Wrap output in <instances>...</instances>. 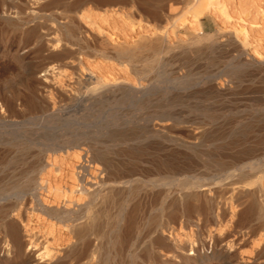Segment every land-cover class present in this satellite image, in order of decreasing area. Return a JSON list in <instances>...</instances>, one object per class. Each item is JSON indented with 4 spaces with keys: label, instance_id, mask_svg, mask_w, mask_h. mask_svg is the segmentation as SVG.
Returning <instances> with one entry per match:
<instances>
[{
    "label": "rangeland",
    "instance_id": "rangeland-1",
    "mask_svg": "<svg viewBox=\"0 0 264 264\" xmlns=\"http://www.w3.org/2000/svg\"><path fill=\"white\" fill-rule=\"evenodd\" d=\"M72 1L0 0V95L8 97L20 91L25 102L18 100L11 108L0 107V188L14 184L28 187L23 199L12 196L0 201L21 209L19 229L24 243L21 253H17L9 237L0 233V258L3 260L6 253L12 261L9 264H23L26 252L42 262L48 258L44 253L49 246L48 250L63 256V262L56 264L76 261L78 250L64 256L72 235L55 218L49 219L37 210L35 200L46 206L74 207L72 201L79 194L70 193L77 183L73 172L81 173V166L86 165L87 171L82 173L85 180L93 183L97 178L99 188L106 194L94 201L81 219L92 218L85 239L98 247L94 264H164L155 256L164 252L157 245L163 225L173 229L180 239L182 231L177 229L187 224L186 232H192L189 239L207 241L208 234L199 237L196 224L216 227L212 214L215 216L219 206L229 202L230 180L253 181L264 174V0H224L230 10L226 7V15L219 9L205 13L198 22L202 34L189 25L195 0H89L80 8V13L87 14L85 20L73 19ZM71 19L85 31L77 32L78 36L98 30L99 44L105 39L109 45L98 46L90 39L88 49L83 41L67 34L64 26L57 27L58 23L67 25ZM174 22L180 24L175 32ZM153 24L166 26L173 49L156 56L140 49L133 61L119 58L111 50L134 48L147 38L154 39L150 29ZM242 27L247 34H241ZM234 28L241 30L236 34ZM29 29L35 34L31 38L24 33ZM203 34L211 36L177 46L179 40L187 43ZM52 46L59 48L52 50ZM79 53L90 63H86L90 70L105 76L107 83H118L111 96L92 108H73L67 98L76 89L84 90L66 85L71 79L66 66L69 55ZM28 70H36L37 76L48 70L52 85H61L68 94H52L47 108L30 106L25 85ZM248 152L252 153L250 157L246 156ZM96 157L99 162L94 161ZM216 158L224 163L240 158V162L227 170L215 162L219 160ZM39 165L41 169L37 171ZM228 171H234L235 176L225 178ZM194 181L206 188L200 189L212 188L203 200L205 209L201 212L193 210L192 204L180 203L181 198L187 199L185 195ZM34 186L36 197L32 198ZM86 201L84 198L79 203ZM130 211L138 225L126 246L120 248L115 243L116 227L122 217L129 218ZM242 216L228 238L246 234L252 228L262 231L261 215ZM251 244L242 246L243 254ZM81 256L82 261L88 257ZM256 264H264V251Z\"/></svg>",
    "mask_w": 264,
    "mask_h": 264
},
{
    "label": "bare ground",
    "instance_id": "bare-ground-1",
    "mask_svg": "<svg viewBox=\"0 0 264 264\" xmlns=\"http://www.w3.org/2000/svg\"><path fill=\"white\" fill-rule=\"evenodd\" d=\"M86 1L89 2V0H73L71 2L70 7H72L71 9L74 11L73 19L75 17H78L80 20H83V19L85 20V17H86L87 14L86 15H83L84 13L83 14L80 13V8L83 5V3H85ZM195 1H196V3H194L193 6L190 8L193 19L189 20V25H190V28L191 27L194 28V29L197 28L196 30H198V33L199 34H202V32L200 31V29H198L199 28L198 27V22L200 21V18L205 13H207L209 11L211 12V11H213V9H219V10L223 11L225 13V15L227 13L226 12V7H228V6H226L227 5L226 2L228 0L227 1H224V0H195ZM91 2H92V0H91ZM98 2H96V3H98ZM115 2L116 1H114V3ZM149 3L150 2H148V4ZM64 4H67V3L66 2H63V5ZM135 6H137L136 7V10L140 11L139 9H141V8L140 7L138 8V5H135ZM157 6L155 5L156 8H159ZM142 8L144 9L145 7H142ZM130 9H132V8H130ZM259 9H260V7H259ZM229 10H230V8H229ZM256 10H258V9H256ZM146 11L147 10H145L144 12H146ZM214 14H215V12H214ZM145 15H146V13H145ZM157 15H159V14H157ZM107 16H108V14H107ZM184 16L181 18L182 19L181 20L182 22L184 21L183 19H185ZM92 17H91V19H92ZM94 17H95V15H94ZM107 18H109V17H107ZM158 18H159V16H158ZM224 18H225V16H224ZM155 19H156V17H155ZM181 21H178L177 20V22H181ZM103 22H105V21H103ZM115 22H116V20H115ZM120 24H122V23H120ZM149 24H150V22H149ZM151 24H152V22H151ZM154 24L152 26L153 28H150V29H152L151 34H154L155 35V38L154 39L147 38V39L141 41L140 44L137 45L134 48H129L128 49V48H124V47H111V50L119 58H126L128 60L133 61L137 57V55H138L137 52L140 51V49L141 50L142 49H147L148 51H151L152 54H154L155 56L157 54H159L161 51L165 50V49L166 50L173 49L175 47V45H172L171 43H169L170 40H168V36H170V35H167V34H169V32H168L166 26H160V27H156L155 26L154 27ZM146 25H148V24H146ZM178 25H180V24L179 23L176 24L175 22L173 23L172 30L174 32H175L176 29H178ZM63 26L65 27V32H67V34H69L73 38H77V39L83 41L84 44H85V47L88 48V49L90 48V45L88 43L90 39H92L93 41H95L96 43H98V46L99 45H102V46L107 47V45H109V43L105 39H101L100 40V44H99V31L98 30H97L98 32L95 31V30H94L95 31L94 32L92 30V31H89L88 34H80V36H78L79 34L77 32L84 33L85 31H82L79 26L75 25L72 19L70 20V22L67 25L60 24V23L57 24V27L58 28H62ZM29 27L30 26H28V28ZM111 27L112 26H110V28ZM120 29H122V28H120ZM235 29L236 28H234V30ZM237 29L235 30L236 34H237L238 31L240 32V30H241L240 29V30L237 31ZM242 29H243V27H242ZM244 31H245V29H243V31H241V34H242V32H243V34H247ZM32 32H34V31H32L31 29L26 30V32L24 31V33L31 35V36H29L30 38L32 37V35L33 36L35 35V34H32ZM114 32H116V31H114ZM118 32L119 31H117V33ZM141 32H140V34H142ZM147 32H149V31H146V34H147ZM136 33H138V32H136ZM37 34H39V33H37ZM118 34H120V33H118ZM210 36H211L210 34H203V35H201L199 37L193 38L190 42H187V43L185 41H183V40H179V43H178L177 46H184V45H187V44L196 43V42H198L200 40V38L210 37ZM25 38H26V36H25ZM108 38H109V36H108ZM26 40H27V38H26ZM57 44L59 45V43H57ZM50 45H53V44L51 43ZM57 47H53L52 50L54 48H57ZM105 47H103V49ZM63 49H65V48H63ZM85 56H89L90 57L91 55H87L86 54ZM69 57H70V61L68 63H66V66H67V68L69 70L68 71L69 72L68 74L70 75L71 79L69 78L70 79L68 81L69 83L66 84V85L69 86V87H72L73 86L74 88H76L77 86H79L78 88H84V90L83 89H78V90L76 89V93L75 94H71L70 93L68 95L67 98L69 100V103L72 104L73 108H77V107H83V108L88 107V108H92L97 103H99L100 101L105 100L106 98H108L109 96H111L115 92L114 90H115L116 86L118 85V83L117 82H108L107 83L106 80H105V78H106L105 76L100 77L99 74H97V73L93 72L92 70H90L91 68L90 67L89 68L87 67V64L90 66V63H87V61H86V59H85V57H84V55L82 53H79V54H70ZM100 61H98V62H100ZM88 62H89V60H88ZM99 70H100V68H99ZM113 70H115V69H113ZM28 72L29 73L27 74L28 75L27 81L24 79V82L26 81L25 82V85H26V87L28 89V92L30 93V98H29V104H30V106H32V105L34 106L35 105V106H40L41 108H47L48 103H49V99L51 98V100H52V97L54 96L52 94H56V95H65V94H68V93H66V92H68L67 91L68 89H64V87H62L61 85H59V86L52 85V83L50 82V78L48 76L49 73H47L48 70L46 72L47 74L46 73H44V74L41 73L42 74L41 76H37V71L36 70H30V71L28 70ZM117 73H118V71H117ZM120 74H124V73L122 72ZM111 76H113V75H111ZM119 80H121V79H119ZM57 81H58V79H57ZM61 84L64 85V83H61ZM74 88H73V90H75ZM11 92H12V90H11ZM19 92L20 91L12 92L10 94V96L8 95V97L5 96V95H4L5 96L4 97L3 94L0 95V107L3 106V107L11 108L13 106V104H15L18 100L21 101L23 99L22 96L24 94L21 95ZM138 92H140V90H138ZM65 97H66V95H65ZM22 101L24 102V100H22ZM85 118L87 119L88 116H86ZM77 148H79V147H77ZM52 151L55 152L56 149H53ZM251 154H252L251 152H248L246 154V156L247 157H250ZM216 159H219V158H216ZM234 159H235V157H234ZM239 159L240 158H238L236 160H233V161H230V162H227V163H224L220 159L217 160V161H215V162H217V164L220 165L222 168H226L228 170V169L232 168L235 165V163L240 162ZM94 161H98L99 162V159L96 157V159H94ZM193 161H195V159ZM100 162H101V160H100ZM195 162H197V161H195ZM197 164H198V162H197ZM86 168H87V166L84 165V166H81V169H82L81 173L80 172H73V176L74 175L76 176V177L75 176L74 177H75L77 183L75 185V188L71 189L72 192L70 191V193L73 194V192H76V193L79 194V196L76 197V201H72V203L74 204V207H72V208H69V207H63V208H61V207H58V206L57 207H55V206H49V205L46 206L43 203H41L39 201V199L36 198V200H35V207H36L37 210H39L41 213H43L44 215H46L47 217H49V219L50 218H55L57 221H59L62 224V226H64V229H66L68 231V233H70V235H72L71 236L72 237L71 238L72 239V242H71L70 247L66 251V253H65L64 256H65V258L66 257H69L71 255V252L74 251V250H78L79 253L77 254L78 256L76 258V261H74V263H71V264H94L93 255L98 251V247L97 246H94L91 242L86 241V239H85L88 236V234H89L90 225L92 223V221H91L92 218H90L89 220H81V219L83 218V215H82L83 212L85 210L86 211L90 210L92 203L94 201H97L100 197L106 196V194L103 195V192L99 188V185H98L99 184V180H97L96 177H95L96 180L93 183H90L88 180L87 181L85 180V176L86 175L85 174H82V173H83V171L86 170ZM246 168H248V167H246ZM40 169H41V166L39 165L36 168V170L37 171H40ZM222 175H224V174H222ZM222 175L220 177H222ZM234 176H235L234 171H228V173L225 175V178H230L231 179V177H234ZM216 180H217V178H216ZM34 184H35V182H34ZM228 185H229V189L232 190V195H231V197L229 199V202H227V204L224 205V206H222V207L219 206V210L217 211V213H216L215 216H214V214H212V219L211 220L216 225V227H214V228L212 227L213 229H209L207 225H204V226L201 227L198 224H196V227H197L196 228V231L198 232L199 237H201L203 234H208L207 236L209 238H207V241L206 240H203L201 238L197 242H195L194 240L189 239L188 236L192 232H190L189 234L186 232L185 229L188 227L187 224L184 225V227H183L184 229H180V228H182V225L180 226V228L178 227V229H177V230H180V232L182 231L181 236H180V233H179V237H181L182 239L181 238L178 239L177 238L178 236L176 237L173 234L174 233L173 232V229H171L170 227H168V225H163L161 227V229L163 230L162 236L159 237L160 239H159V243L157 241V245L159 244V246H162L164 248V252L163 253H161V252L160 253H156V255H155L156 256V259L162 261L164 264H208V263H213V264H256V261L258 259V255L260 254L261 251H264V174L258 176L253 181H249L247 179L230 180V182L228 183ZM202 186L203 185L200 184V183H197L195 181L192 182L190 184V186H189V188H190L189 193L187 195H185V197H187V199L185 200L184 197L181 198L180 199V203H181V200H182V203L183 202H185V203L187 202V204H192V208L194 207L197 212H201L202 209L204 210L205 208H203V206H204L203 200L208 197L207 192L211 191L212 188L211 187H207V190L200 189ZM27 190H28V187L27 186H25V185H16V184L12 185L10 188H0V201L1 200H3V201L4 200H7V199L11 198L12 196H16L17 199H23L24 196H25V194H27ZM229 192H228V194H229ZM31 196H32V198H35L36 197V187L35 186L31 189ZM70 197H71V195H70ZM84 198H87L88 201H86V203H79L80 201H83ZM44 201H45V199H44ZM194 208H193V210H194ZM197 212H196V214L194 213V215H197L198 216ZM20 213H21V209L18 208V207H16V204H14V203H12V204H2L0 202V233H3L4 236L9 237V239L12 242V245L14 247V250L17 253H21V250H22V248L24 246L23 240L21 239L20 229H19V219H20L19 217H21L20 216ZM131 213L132 212L130 211L129 218H126V216L122 217L121 220H120L121 222L119 224V227L118 226L116 227V228H118V230H117V233L115 235V243L120 248L123 247V246H126L125 244L128 243L127 241H129L128 240L129 239V236L132 233H134V230L137 228V225H138L137 218L134 215L131 216ZM202 213L204 214V212H202ZM192 214H193V212H192ZM123 215H124V213H123ZM242 215L246 216L247 218H253V217H256L258 215H261L263 217V223H262V226H261L262 231H260V233H258V230L252 228L249 231L248 230L245 231V232H248L246 234H244L243 232H242L243 234H238V233L236 234L235 233L236 235L232 236V238L231 237L228 238L232 234L235 224L238 225L236 223V222H238V217L240 216V218H241ZM194 220H196V219H194ZM188 222H190V224H192L193 221L192 220H189ZM235 227H237V226H235ZM217 230H218V232L220 231L221 233L220 234H217L215 232ZM193 231H195V230H193ZM175 234H177V233H175ZM5 240H7V238ZM195 240H196V237H195ZM246 244H248V245L251 244L250 245L251 247L250 248L248 247L249 248V251H247V253L244 252L245 254L248 255V256L245 257L244 256L245 254L242 253V251H243L242 250V248H243L242 246H245ZM45 248H46V252L44 253V256L45 257L48 256V258L46 257L47 260H45V261L42 260V262L41 261L38 262V260L33 259L32 254L25 252L24 257H23V259H24L23 260V264H33V263L34 264H56V263L63 262V260H64L62 258L63 256L61 257V256L57 255L58 253L57 254L55 253L56 251L55 252L53 251L54 252L53 253L52 250L49 249L51 251L50 252L48 250L49 246H48V248L47 247H45ZM248 248L246 250H248ZM5 250H6V248H5ZM160 251H163V250H160ZM3 252H4V250H3ZM82 254H86L88 256L85 261H82V259H81V257H82L81 255ZM144 254H145V252H144ZM163 256H164V258H163ZM9 261H10V258H7L6 253H5V256H4L3 260H2V258H0V264L2 262L4 264H9L10 262H12V261H10V262ZM259 263H260V261H259Z\"/></svg>",
    "mask_w": 264,
    "mask_h": 264
}]
</instances>
